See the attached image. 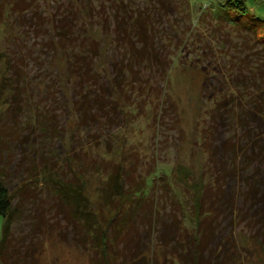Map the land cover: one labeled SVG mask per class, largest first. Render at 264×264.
<instances>
[{"label":"rangeland","instance_id":"374dc122","mask_svg":"<svg viewBox=\"0 0 264 264\" xmlns=\"http://www.w3.org/2000/svg\"><path fill=\"white\" fill-rule=\"evenodd\" d=\"M227 1L0 0V129L11 133L0 141V166L10 192L26 191L13 198L21 216L11 229L35 237L38 264H91L44 163L63 179L79 175L105 215L114 211L101 207L97 189L112 165L148 183L158 207L136 218L139 245L124 250L122 264H193L185 239L161 238L180 214L194 235L192 211L178 202L192 206L205 185L219 192L204 196L218 213L202 261L264 264V216L253 222L258 203L245 193L254 153L239 148L234 175L221 186L209 178L217 165L207 167L209 153L227 162L225 139L250 147L245 135L264 130L253 99L264 88V0H237L244 11ZM129 18L147 30L148 48L137 57L117 38ZM3 224L0 215V238Z\"/></svg>","mask_w":264,"mask_h":264},{"label":"trees","instance_id":"16d2710c","mask_svg":"<svg viewBox=\"0 0 264 264\" xmlns=\"http://www.w3.org/2000/svg\"><path fill=\"white\" fill-rule=\"evenodd\" d=\"M227 4L230 9L237 6H239V11H244L245 9L241 5V1L228 0ZM219 18L226 19L222 16ZM135 19L137 20V18H134L130 21L129 18L126 24H123L122 20L119 25H117V28H119L121 32V37L117 38H120V41L124 43L127 51L131 53V55L137 57L138 55L144 54L145 49L148 47L145 42L147 30L140 24V21L137 25ZM64 35H66V33H64ZM262 42L264 44V39ZM82 58L86 59L84 57ZM86 65V70H88V63ZM8 70L10 69L8 68ZM6 79L8 82L10 81L9 78ZM3 83L4 81H2V84ZM253 99L257 108L256 112L264 114L263 87L260 89V93L256 94ZM256 112L252 114V117L257 114ZM262 129L263 128L255 132L254 135H245L246 145L250 147L242 146L241 143L238 146V143L235 140L233 141V138H231L232 142L229 139H225L220 145V150L227 155V162H224L223 158H220L216 153H209L207 161V167L210 170L214 165H217L215 173L209 178L212 181L214 180L213 182L217 183L218 186H221L225 184L226 178L234 175L233 169L238 154L242 151L243 156L245 155V157L248 156L250 158V154L254 153L249 159V162H245V166L247 165V167L244 169L250 168V171L244 176V181L246 183L245 193L248 195V200L258 203L259 215L253 218V222L257 224H259V222L263 223L262 217L264 216V189H260L264 188V157L260 156L261 153H264V130ZM9 134H11L9 131L5 132L3 130L2 132L0 129V141H6ZM261 147L263 150H261ZM239 148L241 149L240 152H238ZM208 151L209 149L207 152ZM213 156H216L215 159ZM43 165V171L45 170L48 172L44 179L46 182L50 183L52 192L57 196L59 201L58 205L60 206L59 209L65 212L67 221L70 222L77 233L81 235V241L85 249L89 251L91 264H122L118 262V260L120 258L124 259L121 257L124 250L127 248L129 252V249L139 245L138 240H134L132 236L133 233L137 232L138 223L136 222V218L142 221L147 214H153L152 209L153 212H155L158 207L153 202V199L148 197V183H145L144 178L142 183H133L129 180V175L124 171L122 164L117 163L112 165L110 168L111 170L108 169L110 171L101 179L97 189L101 207H108L114 211L111 215H105L94 209V206L86 195L83 181L80 180L79 175H74L72 179H63L59 177V173L49 165L45 163ZM258 168H262V170ZM32 169L33 172H31V175H34V172L36 174L38 171L36 165H33ZM4 171L5 170L0 166V215L4 219L2 236L0 238V264H38L37 250L39 244L34 240L35 237L33 236L30 238L29 234L17 236L13 234L11 229L12 224L21 216V208H19L17 204L12 203L13 198L17 196V199L21 201L26 198V191L23 186H20L17 190V192H19L18 194L10 192L3 178ZM204 188H206V190H204ZM217 192L219 191L215 190V186L205 185L201 192L199 190V192L194 194L192 206L188 205L189 202H186V200H183L182 203L178 202L182 206L184 204L190 212L192 211L188 217L189 220L194 223V235L188 232V228L185 227L181 214L176 218L170 217V221L166 227L167 231L162 235L161 240L164 244H170L171 240L180 244L185 239L187 242V247L185 248L189 247L187 251L191 252L190 260L193 264H220L217 262L215 263V261L210 263L209 259L202 261L201 257V248L205 246L206 243L208 244V242H202H204L214 228V215L218 213L217 207L210 206V204L207 206L205 205V202H207L205 197L210 198L212 194L215 196L218 194ZM149 199L152 200V202L149 203ZM218 201L219 199L217 203ZM41 222L43 221L40 217L39 221L33 225V232L36 233V227H39ZM42 226L43 225L39 227L40 230ZM190 236L193 241L190 239L188 240ZM180 238L183 240H180ZM196 253H198L197 257ZM182 259L185 260V262H183L187 264L185 257H182ZM226 259L223 260L222 264H235L232 260H228L229 262H227Z\"/></svg>","mask_w":264,"mask_h":264}]
</instances>
